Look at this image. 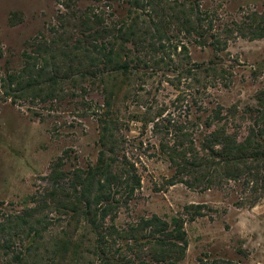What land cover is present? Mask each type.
Returning a JSON list of instances; mask_svg holds the SVG:
<instances>
[{"label": "trees", "instance_id": "1", "mask_svg": "<svg viewBox=\"0 0 264 264\" xmlns=\"http://www.w3.org/2000/svg\"><path fill=\"white\" fill-rule=\"evenodd\" d=\"M116 1L78 12L67 5V26L74 20L81 28L67 32L66 48L58 47L64 39L61 25L42 38L44 49L33 39L21 68L0 80L6 99L41 107L64 102V85L79 89L87 97L82 103L85 112L96 118L100 147L94 165L75 168L62 186L33 196L34 207L0 215L1 264L182 263L187 251L182 220L168 223L152 216L124 227L115 224L141 186L120 131L127 123L117 109L120 96L125 104L129 100L133 108L144 109L155 134L169 141H162L161 151L175 167L173 185L208 188L223 179L242 181L243 187L260 186L264 193V92L258 96L259 106L240 114L230 108L223 116V108L207 102L208 93L228 89L231 73L216 56L215 61L196 64L190 55L191 46L221 52L226 47L222 37L234 33L264 39V0L260 11H252L247 3L239 7L240 20L228 23H222L217 10L202 8L199 0H127L124 16L115 20ZM151 83L192 91L186 106L189 117L175 119L158 110L152 119L156 100L146 89ZM92 94L101 97V103L89 98ZM236 116L250 122L242 139L228 135L225 126L203 134L204 127ZM54 226L61 229L56 236L50 234Z\"/></svg>", "mask_w": 264, "mask_h": 264}, {"label": "rangeland", "instance_id": "2", "mask_svg": "<svg viewBox=\"0 0 264 264\" xmlns=\"http://www.w3.org/2000/svg\"><path fill=\"white\" fill-rule=\"evenodd\" d=\"M118 1L115 20L124 16L127 0ZM199 1L202 8L217 10L222 23L240 14L238 8L246 3L252 11L262 8L261 0ZM67 5L70 11L78 12L99 9L105 0H0V80L21 68L22 55L32 51L33 39L38 38L36 44L44 49L42 38L50 37L52 30L61 25L65 27L61 32L64 39L58 47L66 48L67 32L81 28V23L74 20L67 26ZM236 19L239 21L240 17ZM222 41L226 47L218 53L191 46V60L203 64L215 61V56L219 58L231 73L232 84L228 89L210 91L207 102L211 100L223 108V116L230 108H236L240 114L246 108L259 106L258 96L264 92V39L239 38L234 33L230 38L222 37ZM60 65L67 67V63ZM63 88L64 102L56 107H41L6 99L0 83V215L34 207L30 202L33 196L57 184L62 186L75 168L85 170L96 163L100 150L98 124L83 108L87 97L79 89L66 85ZM146 89L156 100L152 119L158 110L175 119L189 117L186 106L190 105L192 91L183 86L175 90L164 83L159 87L151 83ZM89 98L97 103L102 101L96 94ZM126 101L127 104L120 96L117 103L123 121L127 122L120 131L126 152L136 162L141 186L129 208L120 211L115 224L124 227L152 216L168 223L180 219L187 243L181 264H264V193L260 186L243 187L242 181L223 179L208 188L202 184L193 188L173 185L175 167L161 151L162 141H169L164 135L155 134L153 124L143 116L144 109L133 108ZM249 125L248 120L241 121L236 116L224 118L210 129L204 127L202 132L207 134L215 127L225 126L228 135L237 134L240 140ZM198 134L195 132L196 138ZM60 173L66 176L61 178ZM60 230L54 226L50 234L56 236Z\"/></svg>", "mask_w": 264, "mask_h": 264}]
</instances>
